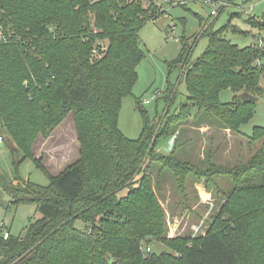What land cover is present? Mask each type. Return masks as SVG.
Segmentation results:
<instances>
[{
	"label": "trees",
	"instance_id": "16d2710c",
	"mask_svg": "<svg viewBox=\"0 0 264 264\" xmlns=\"http://www.w3.org/2000/svg\"><path fill=\"white\" fill-rule=\"evenodd\" d=\"M150 9L129 0H0V132L16 146L13 154L23 153L13 160L18 185L0 175V189L15 206H35L41 215L23 235L9 231L5 239L0 233V264H264V143L235 167L218 166L212 156L204 160L206 168L183 160L177 155L179 138L169 155L158 152L159 141L176 138L172 125L193 107L210 124L240 132L256 102L246 104L240 95L222 103L221 92L264 95L259 88L264 69L254 65L264 52L256 44L241 48L228 40V33L249 34L233 21L214 30L212 19L202 20L201 37L208 39L203 55L191 59L199 36L183 38L179 57L168 63L170 72L181 69L187 103L173 115L179 95L169 85L165 114L151 120L138 100L144 129L131 140L118 127L120 110L145 57L138 32L159 17ZM90 15L100 32L90 31ZM248 22L264 32V13ZM71 114L79 159L51 176L42 158L33 157V145L39 136L49 139ZM249 140L263 141L264 128L255 127ZM27 159L48 176L49 186L19 176ZM150 164L175 174L183 193L188 176L213 185L214 178L229 177L228 191L216 188L220 202L203 235L165 237L167 214L147 173ZM76 221L86 228L77 229ZM152 242L168 251H151Z\"/></svg>",
	"mask_w": 264,
	"mask_h": 264
},
{
	"label": "rangeland",
	"instance_id": "374dc122",
	"mask_svg": "<svg viewBox=\"0 0 264 264\" xmlns=\"http://www.w3.org/2000/svg\"><path fill=\"white\" fill-rule=\"evenodd\" d=\"M133 3H143L149 9H156L155 21L145 24L139 30L141 39V49L145 57L137 69V83L122 103L120 110L118 127L122 133L131 140H137L143 133V119L138 109V100L144 104L143 108L149 113L151 120L163 117L168 108L163 94L169 85L175 86L178 92V98L171 108L172 114H179L181 105L187 103V90L185 81L181 80V69L174 68L170 72L169 64L177 59L182 51L181 40L199 36V41L192 54V61L201 57L207 49V37H201L202 20L214 21L213 29L218 30L226 26L231 21L233 25L241 31L249 33L247 36L228 33L226 38L233 44L241 48H247L250 45L258 43L264 32L258 31L249 24V18L255 17L262 19L264 13V0H222L229 2L231 7L226 8L218 14V18L211 16V8L206 0H154V5H149L150 0H129ZM151 10V9H150ZM154 14V13H153ZM91 20L90 31L92 33L100 32L95 25L94 16H89ZM104 50V48H102ZM98 56V55H97ZM94 60V58H93ZM259 88L264 90V70H261ZM242 92L235 93L236 96L242 95ZM259 100L256 101L255 113L250 122L241 127L238 133L225 129L222 124H210L206 116L201 114L198 108H191L190 114L185 116L181 122L175 121L172 125L178 128L176 139L179 138L181 146L177 155L187 162H193L202 168L205 166L206 158H211L214 164L218 166L227 165L235 167L250 160L263 147V141H250L255 127L264 128V95L255 92ZM230 90L221 92L222 103H229L235 97ZM180 107V108H179ZM205 119V120H203ZM218 122L217 119H213ZM220 123V122H218ZM50 138L45 140L41 136L34 143L33 157L42 158V164L49 174L58 176L68 166L76 163L80 155V144L77 141V129H75L74 117L69 115L61 123ZM171 139L159 141L158 152L169 155L171 152L167 149ZM22 151L13 154L6 141L0 144V175L10 182L16 181L15 167L13 160L20 161ZM146 162V165H149ZM147 173L152 178L153 188L156 189L158 201L164 206L167 219L166 238L177 239L188 236L193 237V226H202L198 236L203 235L208 228L207 220L214 208H217L216 195H219L217 189L228 191L230 187L229 177L214 178L215 184H208L206 179L196 180L194 176H188L185 183V193L177 188V177L170 171H161L160 165L150 164ZM19 176L25 181H31L40 186H49L50 180L41 169L37 167L34 161L27 159L19 168ZM207 186L215 187L214 190ZM122 193L121 196H124ZM12 199L0 189V223L6 224V227L13 235H23L37 219L41 217L36 211L35 206L20 205L15 206L11 203ZM76 228L84 230L85 223L76 221ZM203 232V233H202ZM202 233V234H201ZM146 245V244H145ZM147 246V245H146ZM151 251L162 253L168 249L162 244L152 242Z\"/></svg>",
	"mask_w": 264,
	"mask_h": 264
},
{
	"label": "built area",
	"instance_id": "2783aa9c",
	"mask_svg": "<svg viewBox=\"0 0 264 264\" xmlns=\"http://www.w3.org/2000/svg\"><path fill=\"white\" fill-rule=\"evenodd\" d=\"M168 2V0H165ZM207 4L210 6L211 8V16L212 18L216 19L218 18V14L225 10L226 8L231 7V4L229 2H225L222 0H206ZM3 40L2 37V33H0V41ZM256 47L259 48V50H261L262 52H264V38H261L258 43L256 44ZM254 65L258 68H263L264 69V57L262 58H257L254 61ZM150 101H145L144 104H149ZM4 143V136L2 135V133L0 132V144ZM202 227V226H201ZM201 227L200 226H193L192 231L194 236L199 235L200 231H201ZM0 233L3 235V237L5 239H7L8 235H9V230L6 227V224L4 223H0ZM146 251H150V248L147 247Z\"/></svg>",
	"mask_w": 264,
	"mask_h": 264
},
{
	"label": "water",
	"instance_id": "95a60500",
	"mask_svg": "<svg viewBox=\"0 0 264 264\" xmlns=\"http://www.w3.org/2000/svg\"><path fill=\"white\" fill-rule=\"evenodd\" d=\"M241 99H242V101L244 102V103H251V102H256V101H258L259 100V97H257V96H254V95H250L249 93H246V92H244V93H242V95H241ZM6 141H7V144H8V146L10 147V149L12 150V151H14L15 149H16V146L14 145V143L12 142V140H11V138L10 137H6Z\"/></svg>",
	"mask_w": 264,
	"mask_h": 264
},
{
	"label": "crops",
	"instance_id": "0c3cea01",
	"mask_svg": "<svg viewBox=\"0 0 264 264\" xmlns=\"http://www.w3.org/2000/svg\"><path fill=\"white\" fill-rule=\"evenodd\" d=\"M261 38H264V37H261ZM261 38H260V39H261ZM256 44H257V43H256ZM235 97H236V94H235ZM235 97H234V98H235ZM234 98H233V99H234ZM175 139H176V138L171 139V141H170L171 143H170V145L167 147V149L169 150V152H172V151L174 150V148H175V143H176V142H175Z\"/></svg>",
	"mask_w": 264,
	"mask_h": 264
}]
</instances>
